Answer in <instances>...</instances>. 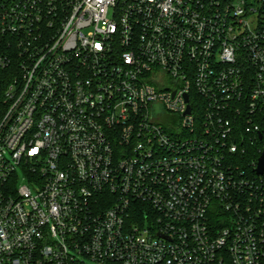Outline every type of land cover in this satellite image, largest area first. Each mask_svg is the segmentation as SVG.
<instances>
[{
	"label": "built area",
	"instance_id": "built-area-1",
	"mask_svg": "<svg viewBox=\"0 0 264 264\" xmlns=\"http://www.w3.org/2000/svg\"><path fill=\"white\" fill-rule=\"evenodd\" d=\"M0 94V264H264V0H0Z\"/></svg>",
	"mask_w": 264,
	"mask_h": 264
},
{
	"label": "trees",
	"instance_id": "trees-1",
	"mask_svg": "<svg viewBox=\"0 0 264 264\" xmlns=\"http://www.w3.org/2000/svg\"><path fill=\"white\" fill-rule=\"evenodd\" d=\"M5 110V104L2 101V96L0 94V118L2 117ZM259 156V153L256 152L255 148L249 146V149L245 155L237 156L236 161L238 164L242 165L250 176L254 175L253 167L251 166L252 162L255 163Z\"/></svg>",
	"mask_w": 264,
	"mask_h": 264
},
{
	"label": "water",
	"instance_id": "water-1",
	"mask_svg": "<svg viewBox=\"0 0 264 264\" xmlns=\"http://www.w3.org/2000/svg\"><path fill=\"white\" fill-rule=\"evenodd\" d=\"M263 168H264V153L258 158V164H257V168H256V173L257 174L262 173L263 172Z\"/></svg>",
	"mask_w": 264,
	"mask_h": 264
}]
</instances>
